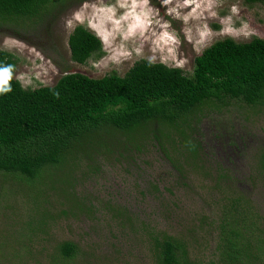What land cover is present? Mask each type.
<instances>
[{"label": "rangeland", "instance_id": "obj_1", "mask_svg": "<svg viewBox=\"0 0 264 264\" xmlns=\"http://www.w3.org/2000/svg\"><path fill=\"white\" fill-rule=\"evenodd\" d=\"M56 9L33 26L0 27V50L17 59L14 78L22 88L52 86L63 72L92 79L122 76L139 60L190 75L194 57L217 40L264 39V2L85 0ZM77 25L97 37L101 58L83 65L70 61L66 40ZM190 117L189 142L198 145L195 154L187 151L183 136L157 143L150 125L132 137L107 127L92 135L90 140L103 146L84 149L90 157L80 156L71 168L72 204L59 191L67 192V186L43 183L39 211L52 217L44 234L27 233L24 224L33 216L29 187L0 173V240L15 248L9 250L18 257L15 263L38 264L48 251L39 247L69 241L77 246L71 264H151L149 232L185 241L190 260H213L211 221L221 208L213 179L220 171L228 177L230 190L239 187L241 193L249 185L250 196L264 202V178L255 176L264 148V103L210 104ZM236 195L229 191L230 197ZM66 208L70 215L57 216ZM28 238L35 256L23 263L18 246H28ZM41 239L45 241L40 245ZM1 256L6 258V253Z\"/></svg>", "mask_w": 264, "mask_h": 264}, {"label": "trees", "instance_id": "obj_2", "mask_svg": "<svg viewBox=\"0 0 264 264\" xmlns=\"http://www.w3.org/2000/svg\"><path fill=\"white\" fill-rule=\"evenodd\" d=\"M72 1L85 0H0V27L33 26L56 7L61 9ZM242 1L246 5L264 2ZM66 44L69 59L75 64L103 55L97 37L83 26L73 27ZM16 63L14 56L0 50V68L12 69L6 85L11 90L0 94V173L29 187L33 216L28 215L24 224L32 234H44L52 220L39 211L43 183L49 180L67 186V192L59 191L72 204L75 179L71 168L84 156L90 157L91 152L84 149L103 146L90 140L99 130L107 127L132 137L150 125L157 143L166 137L183 136L187 151L195 154L198 145L189 142L193 134L190 115L199 108L264 103V39L255 37L242 43L230 38L213 42L194 57L190 75L175 67L139 60L122 76L111 73L92 79L63 72L52 86L25 89L14 78ZM259 159L255 176L264 178V148ZM220 172L213 179L220 196L216 205L221 206L211 221L215 222L214 259L190 260V246L185 241L149 232L151 264H264V202L250 196L249 185L241 193L237 192L239 187L230 190L228 177ZM229 191L240 195L232 198ZM68 215V208L57 212V216ZM25 240L28 246H18L23 263L35 256L29 247L33 242ZM44 241L41 239L40 245ZM5 243L0 240V264H16L18 257ZM195 243L193 240L191 245ZM39 249L48 251L38 264H71L77 254V246L69 241ZM4 253L6 258L1 256Z\"/></svg>", "mask_w": 264, "mask_h": 264}, {"label": "clouds", "instance_id": "obj_3", "mask_svg": "<svg viewBox=\"0 0 264 264\" xmlns=\"http://www.w3.org/2000/svg\"><path fill=\"white\" fill-rule=\"evenodd\" d=\"M11 66L0 68V94L10 91V87H6L11 79Z\"/></svg>", "mask_w": 264, "mask_h": 264}]
</instances>
